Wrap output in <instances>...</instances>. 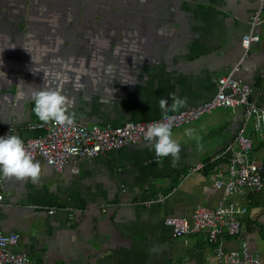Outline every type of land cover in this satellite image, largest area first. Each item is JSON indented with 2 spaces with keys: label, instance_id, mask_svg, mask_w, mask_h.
I'll return each mask as SVG.
<instances>
[{
  "label": "crops",
  "instance_id": "0c3cea01",
  "mask_svg": "<svg viewBox=\"0 0 264 264\" xmlns=\"http://www.w3.org/2000/svg\"><path fill=\"white\" fill-rule=\"evenodd\" d=\"M257 6L258 0H0V137L44 133L32 93L45 86L69 99L76 122L117 127L162 117L161 99L171 105L173 96L187 98L179 110L212 99L218 78L237 65L233 76L264 106V21L253 27L259 39L246 51L241 45ZM242 121L241 108L216 107L173 128L181 149L175 165L171 156L158 163L146 141L71 158L61 171L35 160L39 183L2 178L0 231L18 233L11 249L30 264H215L216 242L200 232L174 237L164 219L217 205L215 164L192 167L223 150L241 127L252 140V159L264 165V133ZM239 200L247 206L240 233L223 235L222 245L246 241L262 256L264 173L262 189Z\"/></svg>",
  "mask_w": 264,
  "mask_h": 264
},
{
  "label": "built area",
  "instance_id": "2783aa9c",
  "mask_svg": "<svg viewBox=\"0 0 264 264\" xmlns=\"http://www.w3.org/2000/svg\"><path fill=\"white\" fill-rule=\"evenodd\" d=\"M264 21V0H258L253 13L250 31L244 33L241 45L246 51L251 42L259 39L253 27ZM236 65L217 80L214 97L204 103L189 106L172 114V129L191 122L216 107L241 108L243 126L250 123L260 134L264 133V106L258 103L253 88L233 73ZM165 122L164 116L148 121H127L117 127L99 125L84 126L75 121L74 126L61 127L55 124L38 125L44 133L23 140L26 151L33 160H41L61 171L71 158H92L105 151L128 144L144 142V131L149 124ZM252 140L243 133L241 127L223 150L211 155L205 162H197L194 170L206 163L215 164L214 185L222 195L215 207L198 205L189 216H168L164 223L171 227L174 237L194 233H204L210 242H216L214 248L215 264H264V246L262 256L249 251L246 241L240 247L225 249L221 239L223 235L235 236L240 233V216L245 214L247 206L239 198L249 192H258L263 187L264 165L251 157ZM76 171V165L72 166ZM226 172V175H224ZM2 178H0V210L3 206ZM163 199L162 196L159 200ZM49 213L53 210L49 209ZM19 240L16 232L0 231V264H30L28 256L12 250Z\"/></svg>",
  "mask_w": 264,
  "mask_h": 264
},
{
  "label": "clouds",
  "instance_id": "9594fccd",
  "mask_svg": "<svg viewBox=\"0 0 264 264\" xmlns=\"http://www.w3.org/2000/svg\"><path fill=\"white\" fill-rule=\"evenodd\" d=\"M34 100V113L43 125L55 124L61 127H71L75 124V113H69L71 104L69 99L56 88L43 87L32 93ZM187 98L173 96L171 105L161 99L159 107L163 113L165 122L149 124L144 131V140L151 145L158 163L163 158L172 157L175 165L179 160L180 145L173 138L171 117L169 112L178 111L185 107ZM189 134H190V130ZM41 164L34 162L33 157L26 151L23 140L17 135L0 137V178L30 180L39 183L41 179Z\"/></svg>",
  "mask_w": 264,
  "mask_h": 264
}]
</instances>
